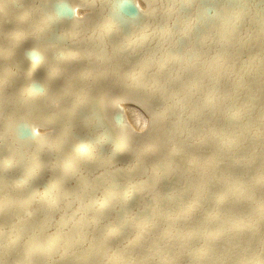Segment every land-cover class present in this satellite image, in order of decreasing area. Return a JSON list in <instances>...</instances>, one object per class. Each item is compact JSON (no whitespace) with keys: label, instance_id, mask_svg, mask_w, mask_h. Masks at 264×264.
Masks as SVG:
<instances>
[{"label":"bare ground","instance_id":"bare-ground-1","mask_svg":"<svg viewBox=\"0 0 264 264\" xmlns=\"http://www.w3.org/2000/svg\"><path fill=\"white\" fill-rule=\"evenodd\" d=\"M0 264H264V0H0Z\"/></svg>","mask_w":264,"mask_h":264}]
</instances>
